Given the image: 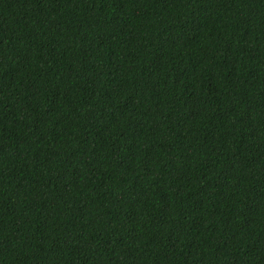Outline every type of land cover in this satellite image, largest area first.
<instances>
[{
  "label": "trees",
  "instance_id": "obj_1",
  "mask_svg": "<svg viewBox=\"0 0 264 264\" xmlns=\"http://www.w3.org/2000/svg\"><path fill=\"white\" fill-rule=\"evenodd\" d=\"M0 264H264V0H0Z\"/></svg>",
  "mask_w": 264,
  "mask_h": 264
}]
</instances>
